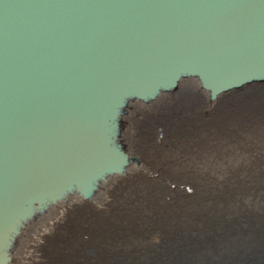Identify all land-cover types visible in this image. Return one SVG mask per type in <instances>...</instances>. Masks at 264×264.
I'll list each match as a JSON object with an SVG mask.
<instances>
[{
  "label": "bare ground",
  "instance_id": "obj_1",
  "mask_svg": "<svg viewBox=\"0 0 264 264\" xmlns=\"http://www.w3.org/2000/svg\"><path fill=\"white\" fill-rule=\"evenodd\" d=\"M93 57L99 67H110ZM248 66L257 69L250 60ZM262 67L250 85L220 91L211 101L205 91L183 86L170 100L123 105L136 82L117 76L108 91L97 89L99 101L109 99L115 114L116 143L137 161L111 159L108 147L94 143V150H103L101 163L113 160L100 167L90 161L93 149L79 143L73 149L85 152L74 157L76 172L59 170L52 185L41 189L15 176L6 195L26 200L0 224V264H264ZM152 72L146 75L149 92L160 90ZM108 129L100 126L94 134L112 147ZM9 131L0 122V141H7L1 161L16 154L12 149L21 140ZM67 181L71 185L61 189Z\"/></svg>",
  "mask_w": 264,
  "mask_h": 264
},
{
  "label": "water",
  "instance_id": "obj_2",
  "mask_svg": "<svg viewBox=\"0 0 264 264\" xmlns=\"http://www.w3.org/2000/svg\"><path fill=\"white\" fill-rule=\"evenodd\" d=\"M0 33V122L21 134L16 154L8 163L0 160L1 224L26 200L6 195L16 186L15 176L42 189L58 181L59 170L73 174L74 157L85 149L73 144L87 143L90 161L100 167L113 160L101 163L103 150H94V143L108 147L111 159L137 161L116 143L120 134L118 127L113 131L110 100L102 104L98 98L97 89L108 91L116 76L136 82L123 105L170 100L183 86L205 91L211 101L220 91L250 85L264 65V0H0ZM93 54L110 67H99ZM249 60L257 69L249 68ZM152 71L160 90L149 92L146 75ZM106 118L111 124L103 125ZM100 126L109 127L115 146L99 141L104 136L94 131Z\"/></svg>",
  "mask_w": 264,
  "mask_h": 264
}]
</instances>
